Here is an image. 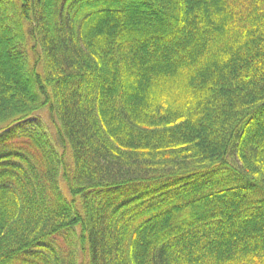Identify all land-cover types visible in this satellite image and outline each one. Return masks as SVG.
Returning a JSON list of instances; mask_svg holds the SVG:
<instances>
[{"label": "trees", "instance_id": "obj_1", "mask_svg": "<svg viewBox=\"0 0 264 264\" xmlns=\"http://www.w3.org/2000/svg\"><path fill=\"white\" fill-rule=\"evenodd\" d=\"M0 264H264V0H0Z\"/></svg>", "mask_w": 264, "mask_h": 264}, {"label": "rangeland", "instance_id": "obj_2", "mask_svg": "<svg viewBox=\"0 0 264 264\" xmlns=\"http://www.w3.org/2000/svg\"><path fill=\"white\" fill-rule=\"evenodd\" d=\"M42 118V119H41ZM36 119H41V120H43V116H40V115H36L34 118H32L31 120H36ZM47 125H50V124H48V122H47Z\"/></svg>", "mask_w": 264, "mask_h": 264}]
</instances>
